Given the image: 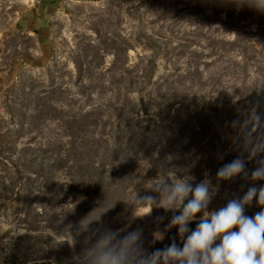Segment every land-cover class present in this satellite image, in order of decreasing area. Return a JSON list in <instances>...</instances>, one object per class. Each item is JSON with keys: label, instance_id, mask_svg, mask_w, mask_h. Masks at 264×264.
<instances>
[{"label": "trees", "instance_id": "16d2710c", "mask_svg": "<svg viewBox=\"0 0 264 264\" xmlns=\"http://www.w3.org/2000/svg\"><path fill=\"white\" fill-rule=\"evenodd\" d=\"M206 41L199 60L225 53L218 40ZM228 46L243 58V65L231 54L219 73H201L195 62L184 72L175 69L154 81V59L146 63L141 59L135 71L123 73L136 86L137 98L114 103V118L101 124L100 141L80 136L82 127H96L98 119L73 120L67 124L76 129L67 135L70 142H62L61 136L42 137L45 144L23 148L16 158L1 156L8 171L0 176V212L13 214V220L36 232L10 237L8 246L0 247L8 254L4 264H100L109 252L120 256L122 264H142L155 250L173 242L182 247L178 228L169 227L180 210L159 206L164 189L173 181L184 180L193 187L206 182L212 196L209 212L231 199H242L250 187L264 186V180L251 176L264 159V151L253 155L254 148L264 147V63L255 60L256 48L243 46L238 37ZM230 74L245 80L254 75L262 85L250 95L247 90L232 91L223 87ZM23 98L9 101L7 113L11 126L30 130L37 120L41 122L44 106L36 107L33 114L26 108L19 114ZM51 104L57 112V105ZM17 117L22 119L20 124ZM51 150L55 151L45 156ZM34 156L32 163L27 160ZM38 158L40 165L33 168ZM237 158L244 161V172L227 180L218 177V170ZM143 197L156 201L150 217L133 223L118 217L144 207ZM21 200L22 208H16ZM258 211L261 207L254 199L245 214L254 216ZM200 216L189 224L190 229H195ZM132 233L137 239L126 243Z\"/></svg>", "mask_w": 264, "mask_h": 264}, {"label": "rangeland", "instance_id": "374dc122", "mask_svg": "<svg viewBox=\"0 0 264 264\" xmlns=\"http://www.w3.org/2000/svg\"><path fill=\"white\" fill-rule=\"evenodd\" d=\"M237 37L243 46L253 45L259 53L255 60L264 63V6L259 0H0V122L4 120L0 134L10 131L0 138V176L8 171L1 156L16 158L23 148L45 144L43 138L61 136L62 142H70L67 135L76 129L67 124L73 120L98 119V126L82 127L80 136L100 141L101 124L114 118V103L137 98L136 86L123 73L135 71L141 59L145 63L154 59V81L175 69L184 72L195 62L201 73H219L231 54L243 65V58L228 46ZM208 38L218 40L225 53L199 60ZM233 78L230 74L223 87L247 90L250 95L262 85L254 75L247 80ZM18 97H24L19 114L25 108L33 114L36 107L44 106L41 122L37 120L30 130L9 122L7 105L20 102ZM51 103L57 105V112ZM21 122L17 117L16 123ZM39 165V158L31 164ZM14 206L22 208V200ZM142 208L118 217L133 223L152 215V211L142 214ZM13 219V214L0 212L2 248L10 237L36 234ZM7 255L0 250V264Z\"/></svg>", "mask_w": 264, "mask_h": 264}, {"label": "clouds", "instance_id": "9594fccd", "mask_svg": "<svg viewBox=\"0 0 264 264\" xmlns=\"http://www.w3.org/2000/svg\"><path fill=\"white\" fill-rule=\"evenodd\" d=\"M259 2L264 6V0ZM259 151H264V147L254 148L253 155ZM258 163L259 166L251 173L252 179L264 180V159ZM244 170V161L237 158L220 168L217 175L227 180ZM211 199L206 182L195 187L184 180L169 184L164 189L159 206L166 210H180L179 215H173L169 227L178 228L182 247L173 242L170 246L155 250L142 264H158L160 260L164 264H264V186L250 187L242 199H231L226 206L209 212L207 209ZM254 199L261 211L248 216L245 214L246 207ZM142 200L146 204L141 213H150L156 201L152 197H143ZM198 213H202V216L195 229H190L189 224L197 220ZM135 239L137 234L132 233L126 243ZM100 264H122V259L109 252L101 257Z\"/></svg>", "mask_w": 264, "mask_h": 264}]
</instances>
